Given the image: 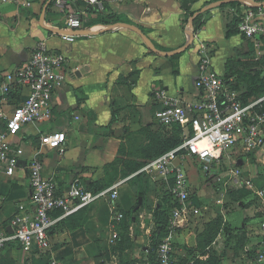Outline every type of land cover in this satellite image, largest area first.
I'll return each instance as SVG.
<instances>
[{
  "label": "crops",
  "instance_id": "0c3cea01",
  "mask_svg": "<svg viewBox=\"0 0 264 264\" xmlns=\"http://www.w3.org/2000/svg\"><path fill=\"white\" fill-rule=\"evenodd\" d=\"M100 1L105 13L84 2L74 5L84 13L83 27L74 32L76 41L68 43L59 34L67 29L66 15L55 7L54 0H19V4L0 0V77L26 65L41 41H46L51 51L65 57L67 76L54 95L51 120L27 127L13 141L23 150L22 165L14 177L0 173V229L9 228L20 205L30 206L31 189L25 166L37 154L43 162L44 176L55 181L62 192L77 179L87 189L92 183L106 181L107 168L121 173L141 163L151 147L152 138L162 132L154 118L153 91L165 88L187 100L199 99L196 89L200 74L196 47L199 42L209 46L212 67L222 78L230 59L238 58L242 62L240 70L244 75L259 70L252 42L240 32L229 39L226 33L229 25L239 20L248 7L264 4V0ZM240 1L243 2L240 6L232 5ZM27 2L31 6H25ZM199 11L203 28L196 36L194 33L190 49L173 56L156 53L134 30H141L157 51L175 53L186 45L187 31L193 28L190 13ZM262 23L264 25V19ZM251 50L254 54H250ZM176 55L179 59L175 76L171 58ZM248 65L252 68H246ZM246 84H240V91L236 92L242 101L249 102L255 97L244 98ZM26 95L27 91L24 99ZM57 132L64 133L67 138L66 152L62 156L57 150L42 146L40 141L41 136ZM136 150H140L138 156L132 154ZM119 181L122 180L116 183ZM137 192L141 191L133 180H128L119 189V198L114 202L106 199L87 207L79 229L55 226L50 233V257L60 264H119L111 249L115 242L112 238L113 205L123 214H132L131 238L137 236L138 242L145 241L154 230L153 215L144 206L137 211L133 209ZM219 195L221 197L222 192ZM151 197L155 199L154 195ZM208 197L211 199L207 201L214 200L211 205L216 208L211 219L221 216L225 226L239 229L226 220L225 205L229 200ZM246 200L240 208L249 210L252 207L246 206ZM253 208L259 218L258 211ZM204 209L209 212L208 208ZM180 229L171 232L168 227L163 236L174 244L175 264L190 245L189 230ZM221 238L219 235L217 243ZM144 249L149 252L148 244ZM208 256L198 258L206 260Z\"/></svg>",
  "mask_w": 264,
  "mask_h": 264
},
{
  "label": "built area",
  "instance_id": "2783aa9c",
  "mask_svg": "<svg viewBox=\"0 0 264 264\" xmlns=\"http://www.w3.org/2000/svg\"><path fill=\"white\" fill-rule=\"evenodd\" d=\"M11 1L19 4V0ZM79 2L105 10L100 0H54L55 7L66 15L67 29L59 34L68 43L76 41L74 32L83 27L84 13L74 7ZM24 5L31 6V3ZM238 19L239 32L252 42L259 60L264 49V4L248 7ZM196 47L200 57V74L196 80L199 99L187 100L165 88L153 91L155 120L165 128L180 126L182 143L146 164L128 179L98 193L88 191L79 179L68 190L59 191L55 181L44 176L43 162L37 154L25 166L31 189L30 206L20 205L9 228L0 229V251L11 243H18L21 250L27 253L48 248L50 233L61 221L101 200L114 202L126 181L143 174L176 204L169 224L171 232L185 227L192 216L200 214L191 202L192 184L188 165L200 166L205 175L212 176V170L219 167L225 158L239 153L249 155L262 149L264 95L249 102L242 101L239 94L213 69L209 46L199 42ZM65 63L62 54L51 51L47 42L41 41L26 65L0 77V173L7 177H14L22 165L23 150L13 142L14 139L27 127L51 120L54 95L67 78ZM15 89H18L15 98L20 101L18 104L10 99ZM25 91L27 95L24 99ZM40 141L42 146L57 150L61 156L66 152L67 138L64 133L46 134L41 136ZM245 185L251 187L242 171L234 169L225 186L227 190H237ZM257 194L264 200V190ZM112 210V238L116 240L117 227L124 214L116 205L112 206ZM57 212L60 214L56 215ZM259 218L260 237L255 244L245 248L247 264H264V213ZM174 253L170 238H163L158 247L156 264H175ZM251 254L253 256L250 257Z\"/></svg>",
  "mask_w": 264,
  "mask_h": 264
},
{
  "label": "rangeland",
  "instance_id": "374dc122",
  "mask_svg": "<svg viewBox=\"0 0 264 264\" xmlns=\"http://www.w3.org/2000/svg\"><path fill=\"white\" fill-rule=\"evenodd\" d=\"M255 60L258 62L255 63L257 66L258 72H261L264 75V62H260L261 60L255 57ZM255 65L253 66L254 68ZM246 68L250 69L251 66H246ZM18 143H21L18 141ZM140 153V150H136V153H132L133 155H137ZM233 154L234 151H232ZM131 163V162H130ZM196 167V169H195ZM189 168V176L192 185V204L197 209L200 210V214L197 216H192L190 222L187 224L185 228H181L180 230H189L190 238L188 239L189 244L187 246L186 254L180 256L176 262V264H194L196 259L200 256H208L211 254H225V264H247V254L245 253L243 248L238 249V244L235 241L228 242L226 239L222 237L218 243L217 240L219 236L214 240V243L210 248L205 249L206 243L210 240L211 237L216 233L214 230L208 226L210 222H206V220L211 219V214L213 213L215 206L213 201H207V199H211L208 197L209 195H213L212 199H229L230 193L232 191H237L240 195H243V199H247L246 201L247 207H252L249 210H245L239 207V205L235 203H228V207H225L228 211L225 213L226 220L233 226L240 228L238 230L244 229L246 233L247 241L249 245H253L256 243L257 239L260 237L259 231V223L260 218L256 217L254 214V208L258 211L256 214L260 217L264 213V200L259 197L257 192L260 190H264V146L257 153H252L249 155L241 156V153L237 155H232L231 158H225L222 164L219 167H215L212 170V176H207L202 172L201 167L197 165H188ZM234 169H240L244 178L250 182V186L245 185L243 188L237 190H227L226 182L228 181L231 172ZM127 171H123L118 175V180H123ZM216 174V176H215ZM214 175V176H213ZM212 180H214L212 182ZM134 185L138 188V191H141L138 194V199L135 200V204L133 206L134 210H139V208H144L148 210L153 215L152 224L154 225V214L156 209L159 207L161 202V198L164 197L165 192L163 189L158 188L156 183H154L151 179L147 180L144 177H139L133 179ZM227 190V192H226ZM222 192V196L219 197ZM227 193V194H225ZM154 195L157 203H155V199L151 197ZM225 195V196H224ZM130 198H132V194H128ZM126 197V195H125ZM243 200V202H244ZM246 203V202H245ZM209 204V205H208ZM154 206H157L156 209H153ZM224 206V205H223ZM204 208H208L209 212H206ZM218 217V216H217ZM247 218V219H246ZM216 218L211 219L210 221H214ZM247 220V223L244 225V220ZM171 221V215L169 218V224ZM150 224V223H149ZM226 227L231 228L226 224ZM243 227V228H242ZM149 228V225H148ZM242 228V229H241ZM155 229V225H154ZM149 230V229H148ZM147 230V231H148ZM179 230V229H178ZM236 230V229H234ZM154 231V230H153ZM237 231V230H236ZM149 232V231H148ZM152 234L147 235L145 241L138 242L135 240V237H130L131 246L127 248L124 254H116L118 258L119 264L130 263V264H149L150 260V252L153 246L152 242ZM118 239L115 240L114 243L111 244V249H113L118 245ZM17 246L18 243H14ZM148 244L147 252L144 247ZM216 244V246H215ZM50 245V244H49ZM49 247V246H48ZM215 247H217L215 249ZM51 248H46L42 251L27 253L17 247L6 250L3 255H0V259L4 257V255L9 256L12 261L16 264H60V262L52 259ZM101 261V260H99ZM97 264H100L98 262Z\"/></svg>",
  "mask_w": 264,
  "mask_h": 264
},
{
  "label": "trees",
  "instance_id": "16d2710c",
  "mask_svg": "<svg viewBox=\"0 0 264 264\" xmlns=\"http://www.w3.org/2000/svg\"><path fill=\"white\" fill-rule=\"evenodd\" d=\"M243 4L242 1L240 2H233L232 5L240 6ZM106 11H102V13H105ZM201 11L199 12H192L190 13V17L193 19L192 23V29L194 33H197L200 31L204 23H202L199 20ZM110 18V17H108ZM107 22V21H104ZM238 23L239 20L233 22L231 25H229L226 37L229 39L234 35L239 34L238 30ZM250 54H254V51H250ZM173 62V74L176 76L178 75V59L179 55H176L171 58ZM260 62H264V56L260 58ZM242 66V62L237 59H230L227 62L226 65V72L225 76L223 77L224 82L233 90V91H240V84L243 82H246V91L243 92V96L245 99L255 97L259 98L264 95V75L261 72H257L252 75H244L242 71L240 70V67ZM18 96V89H15L11 95L10 99L14 103L18 104L20 101H16L15 98ZM244 102H247L246 100ZM114 117V113H113ZM162 127V126H161ZM182 128L180 126H173L171 128H165L162 127V132L158 133L156 136L152 138L151 147L147 149V154L144 157V160L141 163L134 164L125 174L124 178L131 177L134 173L139 171L141 168H143L146 164L150 163L151 161L159 158L163 154L174 150L182 143ZM118 170H106V181L103 183H92L88 186L87 190L91 191L93 193L101 192L105 189H108L112 185H114L117 181ZM139 177H144L147 180H150L146 175H138L136 177H133L129 180H133ZM237 191H232L230 193V198L228 199L229 202L235 203L241 206L240 204L243 203V197L246 195H240L239 193H236ZM175 202L170 196L165 193L164 197L161 198V202L159 204V207L156 209L154 214V225L155 229L153 231L152 235V242L153 246L150 252V262L149 264H156L157 261V251L160 243L162 242L163 236L167 233L168 227H169V218L172 213V209L175 207ZM228 203L225 205V207H228ZM87 208L79 211L78 213L64 219L61 221L58 225H67L70 226L71 230H77L81 227L82 219L84 217V214L86 212ZM60 212H57L56 215H59ZM131 213H125L123 221L118 225L117 231H118V245L114 248L113 253L116 255L124 254L126 252L127 248L131 246V239H130V231H129V221L131 217ZM57 225V226H58ZM210 226L211 230L213 229L214 232H216L213 237L210 238V240L206 243L205 249L208 247L210 248L212 244L214 243V240L219 235H223L226 239L225 241L233 242L235 241L236 244H238V249L243 248L245 251V248L249 245L247 241V235L244 232V229L241 231L236 229H231L229 227H226L223 222V218L221 216L216 217L214 221H210L208 224ZM240 229V228H239ZM15 247L20 248V246H17L14 243H11L8 245V247L5 250L0 251V255H3V253L6 250H11ZM21 249V248H20ZM254 253V252H253ZM252 253V254H253ZM250 255L253 256V255ZM226 259L225 254H211L208 256L206 260H201L199 258L196 259L194 264H223ZM0 264H16L12 259L4 255L3 258L0 259ZM123 264H130V263H123Z\"/></svg>",
  "mask_w": 264,
  "mask_h": 264
},
{
  "label": "water",
  "instance_id": "95a60500",
  "mask_svg": "<svg viewBox=\"0 0 264 264\" xmlns=\"http://www.w3.org/2000/svg\"><path fill=\"white\" fill-rule=\"evenodd\" d=\"M130 28H132V27H130ZM134 30L142 36V38L144 39V41L146 42L147 46L150 49H152L156 53H160L161 55L163 54L165 56H173L175 54H179V53L185 52L186 50H188V49H190L192 47V43H193V40H194V31L192 29H189L187 31V43L181 50H179V51H177L175 53H163V52H159L156 49H154V47L150 43V40L143 34V32L141 30L135 29V28H134ZM20 163H21V161H20Z\"/></svg>",
  "mask_w": 264,
  "mask_h": 264
}]
</instances>
